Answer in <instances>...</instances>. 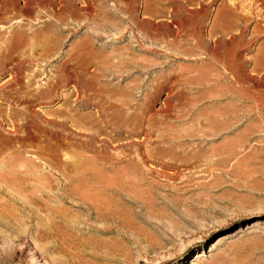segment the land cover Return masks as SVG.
I'll return each instance as SVG.
<instances>
[{
    "label": "rangeland",
    "instance_id": "rangeland-1",
    "mask_svg": "<svg viewBox=\"0 0 264 264\" xmlns=\"http://www.w3.org/2000/svg\"><path fill=\"white\" fill-rule=\"evenodd\" d=\"M257 6L41 0L23 21L0 13V56L15 48L0 86H21L6 90L13 134L0 100V264H264ZM31 124L57 144L13 139Z\"/></svg>",
    "mask_w": 264,
    "mask_h": 264
},
{
    "label": "bare ground",
    "instance_id": "bare-ground-1",
    "mask_svg": "<svg viewBox=\"0 0 264 264\" xmlns=\"http://www.w3.org/2000/svg\"><path fill=\"white\" fill-rule=\"evenodd\" d=\"M251 2H252V5L254 6V5H258L257 7H259L260 8V11H262L263 13H264V0H251ZM60 3H63V2H60ZM41 4V0H24L21 4H19V5H17V3L14 1V0H0V13L3 11V10H9V11H11V12H15V14H17L18 15V17L20 18V20L19 21H23L25 18L27 19L29 16H28V12L30 11V9H31V6H33V5H35V6H39ZM176 11V9H172L171 10V13L172 12H175ZM8 13V12H7ZM54 14V13H53ZM56 14V13H55ZM0 19H1V17H0ZM1 22V21H0ZM172 23H174L177 27H178V29L179 28H181L182 27V25H181V23L179 22V24L178 23H176V22H172ZM181 30V29H180ZM212 30V29H211ZM177 32V31H176ZM212 32V34L214 33V31L212 30L211 31ZM179 33V32H178ZM238 35V36H237ZM197 37V36H196ZM238 37H240L241 38V31L240 30H238V33L236 34V35H230L229 37H226V35H225V38H226V41H225V45L226 46H230V45H233L234 43H235V40L238 38ZM176 39V38H175ZM195 40V39H194ZM238 40V39H237ZM241 40H242V38H241ZM198 41V40H197ZM214 43L213 44H216V42H218V39H215L214 41H213ZM237 42V41H236ZM199 43V42H198ZM237 45V44H236ZM216 46V45H215ZM240 46V45H239ZM18 47V46H17ZM235 47V46H234ZM17 49V48H16ZM7 50V49H6ZM18 50V49H17ZM207 51V50H206ZM15 52V48H14V46L13 47H11L8 51H7V54H3V55H1L0 56V63H1V61H4V60H10L11 59V55L13 54ZM211 53V56H214V59H216V57H217V54H216V51H215V49H214V47L212 48L211 47V49H210V51H208V53ZM207 53V54H208ZM221 53V52H220ZM224 53H227V52H224ZM231 53V52H230ZM234 53V52H233ZM238 54V53H237ZM237 54H233V57L235 58V55H237ZM209 55V54H208ZM225 55H227V54H225ZM231 55V54H230ZM232 56V55H231ZM231 56H229L228 55V57H230V59H226V60H231ZM232 57V58H233ZM218 58V57H217ZM219 58H222V60L224 59V56H222V57H219ZM226 58V57H225ZM233 60V59H232ZM237 60H239V58L237 59ZM225 62V61H224ZM227 62V61H226ZM230 62V61H229ZM229 62H228V65H229ZM234 61H232V63H233ZM231 63V62H230ZM232 63H231V65H232ZM16 66H17V64H16ZM19 66V65H18ZM234 66V65H233ZM72 67V66H71ZM231 67V68H230ZM229 68H230V72L233 74V75H236L238 72L236 71V70H234L233 68H232V66H230ZM240 67V66H239ZM237 69V68H236ZM18 72V71H17ZM16 72V73H17ZM227 72V71H226ZM228 74V73H227ZM254 74V73H253ZM13 75V74H12ZM17 75V74H16ZM16 75H15V77H16ZM13 77L14 76H10L3 84H1V86H0V100H5L6 101V103H7V108H6V114H5V116H4V118L5 119H3V122H5L6 123V121L7 122H9V124H10V127H11V129H13V131H11V133H8V134H13L14 133V131L16 130V125H18V124H16L17 122H15V120H14V118H13V112H14V108L12 107V105L9 103L10 101L9 100H12L13 101V97H12V95L15 97L16 95H18L21 91H20V89H21V86L17 83V80L15 81V80H13ZM235 77V76H234ZM69 78V77H68ZM232 78V77H231ZM17 79V78H16ZM84 82V81H83ZM82 83V82H81ZM80 83V84H81ZM25 84V83H24ZM74 84V83H73ZM84 84L86 85V83L84 82ZM30 87V86H29ZM25 88V87H24ZM73 88H75L74 87V85H73ZM92 88V87H91ZM76 89V88H75ZM6 90H9L10 92H12L11 94L12 95H10V96H7V91ZM50 90V89H49ZM8 91V92H9ZM23 93V92H22ZM171 93V92H170ZM50 94H51V92H50ZM20 95V94H19ZM75 95V98L77 99V98H79L78 96V94L76 93V94H74ZM169 95L170 94H168L167 96H166V98L164 99V104H166V102H167V100L166 99H168L169 98ZM45 96V95H44ZM5 97L7 98V99H5ZM26 101V100H25ZM28 101V100H27ZM78 101H79V99H78ZM166 101V102H165ZM27 103V102H26ZM165 106V105H164ZM15 107V106H14ZM29 111V110H28ZM37 110H32L30 113H32L33 115H37ZM18 114H19V112H17ZM29 113V114H30ZM27 115V114H26ZM25 116V115H24ZM99 117V116H98ZM37 118V117H36ZM33 119V118H32ZM46 119V118H45ZM5 120V121H4ZM46 123H51V122H53V121H51V120H49V119H46V120H44ZM44 122V123H45ZM2 120H0V127H2ZM54 124H56V125H58V127L60 126V127H63V125H64V123L63 122H60V121H54L53 122ZM110 123V122H109ZM24 126H26V125H28V122H27V120H26V116L24 117ZM23 125V124H22ZM8 128H9V126H8ZM29 128H31V131H30V129L28 130V131H30L29 133H27L26 135H24L25 137L24 138H18V137H14L13 139H15V140H17V142L18 141H21V143H22V141H26L27 139L28 140H33V138H34V135H36V134H40V133H45V135H47L48 137H50V139L52 140V142H53V144L55 143V145L57 144V142H58V140L56 139V137L55 136H52V135H48L46 132H44V131H42V130H40L35 124H31L30 125V127ZM25 129V128H24ZM16 133V132H15ZM18 133V132H17ZM33 133V134H32ZM12 139V140H13ZM0 140H1V137H0ZM5 140V139H4ZM9 140V139H8ZM7 141V140H6ZM34 141V140H33ZM68 141V140H67ZM3 141L1 140L0 141V147L2 146V143ZM8 142V141H7ZM10 142V141H9ZM16 142V141H15ZM61 142V141H60ZM66 142V141H65ZM14 144V143H13ZM27 145V144H26ZM30 145V144H29ZM59 145V144H58ZM9 146V145H8ZM31 146V145H30ZM10 148V147H9ZM20 148V147H19ZM63 148V147H62ZM1 149H2V147H1ZM4 149V148H3ZM6 149V148H5ZM1 152V151H0ZM3 152V151H2ZM50 153V152H49ZM48 153V154H49ZM0 180L2 181V183H5V181L2 179V177L0 176Z\"/></svg>",
    "mask_w": 264,
    "mask_h": 264
}]
</instances>
